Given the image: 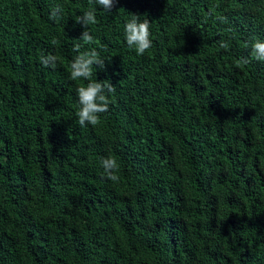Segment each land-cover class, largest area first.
Instances as JSON below:
<instances>
[{
    "label": "trees",
    "instance_id": "trees-1",
    "mask_svg": "<svg viewBox=\"0 0 264 264\" xmlns=\"http://www.w3.org/2000/svg\"><path fill=\"white\" fill-rule=\"evenodd\" d=\"M89 10L94 42L83 45L76 19ZM132 15L150 23L143 56L124 38ZM256 40L264 0H114L110 12L0 0V264H264ZM77 43L104 60L92 80L115 87L100 123L83 128L76 89L89 81L69 78Z\"/></svg>",
    "mask_w": 264,
    "mask_h": 264
},
{
    "label": "clouds",
    "instance_id": "clouds-1",
    "mask_svg": "<svg viewBox=\"0 0 264 264\" xmlns=\"http://www.w3.org/2000/svg\"><path fill=\"white\" fill-rule=\"evenodd\" d=\"M94 4L102 8L105 12H110L114 5V0H93ZM63 13L61 6L53 8L50 20L58 21ZM76 23L81 24L86 29L81 34L79 41L83 45H91L94 42L93 36L88 30L89 25L97 23L95 10H89L82 15L78 16ZM150 23L148 20L140 21L139 17L132 15L124 25V38L127 46L133 49L137 56H143L151 47L152 41L150 39ZM59 43L58 40L53 38L52 44ZM82 44L77 43L74 45L73 51L78 53L70 64L69 78L72 81L85 80L89 81L86 86H80L76 89L78 97L79 111L77 113V123L81 128L91 125L96 126L100 123V114L106 113L109 110L108 94L115 92L109 82H96L92 80L93 67L99 66L100 69L104 68V60L100 58V54L95 48L81 52ZM219 47L222 49H229L228 42L220 41ZM252 59L264 62V41L256 40L251 44ZM58 57L55 55H47L40 57V63L45 68L55 69L57 66ZM250 61L247 58H241L237 63L246 65ZM101 167L103 175L113 183L119 181L118 169L119 165L115 158L109 156L101 159Z\"/></svg>",
    "mask_w": 264,
    "mask_h": 264
},
{
    "label": "bare ground",
    "instance_id": "bare-ground-1",
    "mask_svg": "<svg viewBox=\"0 0 264 264\" xmlns=\"http://www.w3.org/2000/svg\"><path fill=\"white\" fill-rule=\"evenodd\" d=\"M239 44V43H238Z\"/></svg>",
    "mask_w": 264,
    "mask_h": 264
}]
</instances>
